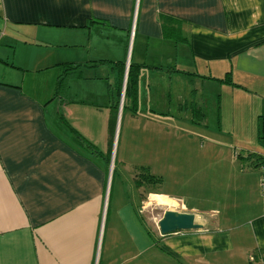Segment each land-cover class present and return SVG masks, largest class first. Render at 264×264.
Instances as JSON below:
<instances>
[{"label":"crops","instance_id":"crops-1","mask_svg":"<svg viewBox=\"0 0 264 264\" xmlns=\"http://www.w3.org/2000/svg\"><path fill=\"white\" fill-rule=\"evenodd\" d=\"M165 18L186 41L164 36ZM118 61L143 66L137 110L132 100L124 107L127 69L118 94ZM65 63L82 76L61 98ZM193 89L205 113L219 102L264 113V0H0V264H264V146L211 138L203 132L211 124H199L202 152L207 139L228 146L235 165V174L211 170L232 180L219 181L210 207L196 190H158L155 180L145 193L135 184L140 104L148 121L177 107L184 131L195 124ZM158 91L171 100L160 103ZM185 137L176 153L164 144L163 169L148 168L164 184L172 171L174 182L209 175L204 157L182 152L193 145ZM118 162L134 172L114 190ZM157 203L194 213L203 228L161 234L142 215Z\"/></svg>","mask_w":264,"mask_h":264},{"label":"rangeland","instance_id":"rangeland-1","mask_svg":"<svg viewBox=\"0 0 264 264\" xmlns=\"http://www.w3.org/2000/svg\"><path fill=\"white\" fill-rule=\"evenodd\" d=\"M157 86L159 89V83L157 84ZM155 98L156 100L158 99L160 103H164L166 99L171 100V97L169 95L163 96V94L161 95V92L159 91L156 93ZM145 104L146 103H145V98H144V102L142 103V105L144 106H141V104L139 106L140 117L139 119H135V139H133V141H135V148L132 150V155L129 160L130 163L134 165L135 163L139 165L144 164V166H147L148 168H150V171L152 169L151 165L152 166L155 165V167H159L163 169L164 162H162V159L160 158L161 155L158 157V154H163V153L167 154V153H170V151L171 153H176L175 146L178 145L176 141L178 137L182 136L184 132L187 131L189 137L188 138L185 137V138H187L188 142L192 143L194 146L193 145L186 146L185 148H183L184 150H182V152L187 153L186 156H189V158L195 157L196 155H199L202 158L204 157L205 159L204 163L208 167V169L206 170V173H208L209 175L205 177H199V178L187 177L182 181L174 182L176 180V175H175V172L172 171L171 172L172 177L171 178L166 177L165 184L162 181L160 183L157 182L152 185H155V187L158 190H166V191H171V192L172 191L181 192V191H189V190L194 192V190H196L197 193L204 195V201L202 200L203 199L202 197H200L201 200L199 202L197 201L200 207L201 208L210 207L212 205V201L210 200L209 196H211L213 193L218 191L220 180L228 179L226 177H218V176L212 177L211 170L219 171L221 173L223 172L229 173V171H231V174L232 173L235 174L233 172L235 165L233 164L232 169H231V160L228 157L231 154L230 148L228 146H218L214 144L213 142H211L212 140L207 139L205 142L206 143L205 149H209L210 153L204 154L202 152V148H200L199 146L198 138L196 136L199 134V130L201 128L200 125L198 124L192 125L188 121L189 125L187 126L186 130L183 131L184 128H183L182 123L184 119L178 118L179 117L178 108L172 106L171 109L169 110L170 107L168 108V105L167 107H165V109L169 110L170 114L163 115V116L162 115H152L150 116L151 120L148 121L147 116H149L150 111H147L146 109L142 108V107H145ZM214 106L215 108L209 106V108H207L206 110V120L208 121L207 124L208 125L211 124V125L210 127H207L205 125L203 132L209 134L211 138L219 139L220 137H223L227 141H229L230 138L232 139L239 138V139H244V141H247L248 143L256 145L257 147L264 146L263 142L258 138V134L255 135V131L258 130V124H259L257 120V118H259L258 114L255 115L253 111H247L243 109L241 110V108L234 109L228 104L223 109L222 103L220 102L217 105L214 104ZM125 111H128V109L125 108ZM182 116L184 117L183 114ZM187 119L190 120L188 116H187ZM244 122H249V124H243ZM233 123H236L234 124L235 129L232 128ZM219 127L222 128V132L218 131ZM148 128L150 129L148 130ZM119 129H120V125H119ZM123 132H125V129H123L122 131L120 147H121V143L124 141ZM147 132H148V135L151 134L149 136V139H146ZM248 133L250 137H251V133H252V137L255 135V137L252 138L253 141L247 138ZM152 134H156V136H153ZM118 136H117V139H118ZM201 139H206V138H203L201 136ZM220 142H223V141H220ZM232 142H234V139ZM165 143H167V145L169 146L170 151L164 150ZM116 144H117V141H116ZM180 145H181V142H179V146ZM231 151H232V148H231ZM241 161L242 162L245 161L243 162V164H246L247 166L250 164V161L244 160L242 158H241ZM170 162L171 161H166L167 164H169ZM115 166H116L115 168L117 169V172L115 176L114 190H116L117 186H119L121 183L119 175L124 174V177L126 179L125 183H127V178L125 174H131L134 172V170H132L130 171L131 173H126V172L122 173L123 167L121 166L120 162L116 163ZM159 175L163 176L164 174H159ZM161 178L163 180V177ZM177 179L179 180V177ZM229 179L232 180V177H230ZM190 180H196V183L192 184ZM214 180H216L215 181L216 185L214 184ZM152 185L148 186L147 182H144V185H142L143 186L142 189L144 188L143 192L146 193L148 189L151 190V187L155 188ZM145 199L147 198L145 197ZM169 208L170 206L159 205V203L152 204L149 207H147L146 210L142 211V215L144 216L146 223L149 227H151L152 229H155V228L159 229L158 218H161L164 215L163 213L165 212V210Z\"/></svg>","mask_w":264,"mask_h":264},{"label":"trees","instance_id":"trees-1","mask_svg":"<svg viewBox=\"0 0 264 264\" xmlns=\"http://www.w3.org/2000/svg\"><path fill=\"white\" fill-rule=\"evenodd\" d=\"M165 21L167 24L164 26V36L165 37L172 38L173 40L178 41V42L186 41V39L182 35H180L177 29H175V27L168 25V18H165ZM115 65L117 69L116 71H117L118 94H120L122 92L124 75H125V71L127 67L124 61L115 62ZM141 67L143 66L134 65L133 63H130L128 67V70H127L128 75H127L125 97H124V107H126L127 104L132 100L133 107L135 110H137L139 72H140ZM183 72H187V71H183ZM81 76L82 75L79 72H77V66H72L71 64H68V63L59 64V75H58L56 86H55V95L63 98L65 94L67 93L69 80L72 77H81ZM219 80L223 82H227V83L232 82L229 76L219 79ZM192 93H193L194 98H193V102H191L190 104V107L192 108L193 122L198 125L203 124L206 120V113L204 111L202 104L198 100H196L197 90L193 89ZM118 104H119V97H118L117 105L113 106V108L118 109V106H119ZM259 120H260L259 139L264 144V113L260 115ZM111 132H112V129H111ZM84 142L88 149L92 150L93 152H97V153L99 152L98 150H96L95 146L91 144L89 141L84 140ZM257 158L261 160L260 161L261 164L264 163V156L263 157L259 156ZM135 173H136L135 174V184L138 188H141L142 185H144V182L148 183L150 181H155V180L162 182L161 176H155L153 174H150L147 166L143 165V166L136 167Z\"/></svg>","mask_w":264,"mask_h":264},{"label":"water","instance_id":"water-1","mask_svg":"<svg viewBox=\"0 0 264 264\" xmlns=\"http://www.w3.org/2000/svg\"><path fill=\"white\" fill-rule=\"evenodd\" d=\"M161 234H169L181 230L201 229L203 225L197 222L196 215L190 212H181L167 209L159 220Z\"/></svg>","mask_w":264,"mask_h":264},{"label":"built area","instance_id":"built-area-1","mask_svg":"<svg viewBox=\"0 0 264 264\" xmlns=\"http://www.w3.org/2000/svg\"><path fill=\"white\" fill-rule=\"evenodd\" d=\"M261 193H262L263 202H264V163L262 164ZM252 259L254 258L252 257Z\"/></svg>","mask_w":264,"mask_h":264},{"label":"bare ground","instance_id":"bare-ground-1","mask_svg":"<svg viewBox=\"0 0 264 264\" xmlns=\"http://www.w3.org/2000/svg\"><path fill=\"white\" fill-rule=\"evenodd\" d=\"M161 201H164V199H160ZM166 202V201H165Z\"/></svg>","mask_w":264,"mask_h":264}]
</instances>
